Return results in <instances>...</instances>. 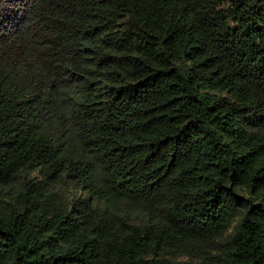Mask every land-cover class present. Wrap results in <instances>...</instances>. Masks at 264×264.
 Returning <instances> with one entry per match:
<instances>
[{"label":"trees","instance_id":"16d2710c","mask_svg":"<svg viewBox=\"0 0 264 264\" xmlns=\"http://www.w3.org/2000/svg\"><path fill=\"white\" fill-rule=\"evenodd\" d=\"M0 264H264V0H0Z\"/></svg>","mask_w":264,"mask_h":264}]
</instances>
